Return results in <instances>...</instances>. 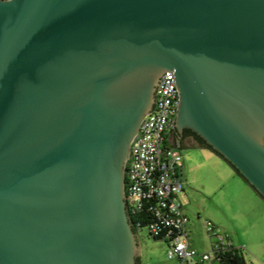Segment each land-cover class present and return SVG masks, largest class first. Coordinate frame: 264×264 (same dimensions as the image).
I'll list each match as a JSON object with an SVG mask.
<instances>
[{"label": "water", "instance_id": "obj_1", "mask_svg": "<svg viewBox=\"0 0 264 264\" xmlns=\"http://www.w3.org/2000/svg\"><path fill=\"white\" fill-rule=\"evenodd\" d=\"M168 71L174 128L264 198V0H0V264L138 263L126 168Z\"/></svg>", "mask_w": 264, "mask_h": 264}, {"label": "built area", "instance_id": "obj_2", "mask_svg": "<svg viewBox=\"0 0 264 264\" xmlns=\"http://www.w3.org/2000/svg\"><path fill=\"white\" fill-rule=\"evenodd\" d=\"M156 95L154 111L142 122L127 164L128 214L131 218L132 215L147 212L153 217L146 227L152 237L168 241L169 259L206 264L216 258L225 245L215 246L208 253H199L190 247L189 218L180 200L183 183L179 171L183 156L168 140L170 131L175 127L178 103L173 72H165L161 77ZM207 227L210 233L216 235L211 222H207Z\"/></svg>", "mask_w": 264, "mask_h": 264}, {"label": "rangeland", "instance_id": "obj_3", "mask_svg": "<svg viewBox=\"0 0 264 264\" xmlns=\"http://www.w3.org/2000/svg\"><path fill=\"white\" fill-rule=\"evenodd\" d=\"M179 150L183 156L188 155V159L189 157L195 158L196 161L204 164L203 167L197 165L195 170L189 172L191 175H189L190 183L194 179L195 185L192 186L190 183H186V189L181 194L185 210H189L190 206L193 207V213L188 214L189 219L192 222L199 221L198 228L193 229L191 227L193 238L197 239V242L201 245L204 244V242L206 244L209 243L210 235L212 233L209 232L208 227L205 224V211L211 210L215 212L218 211V208L221 210L225 209L224 211L228 214L226 224L228 225V228L231 229L229 232L231 233V239L235 242V246L238 247V244L240 243L246 244L241 248L244 251L246 264H264V248L259 245H252L254 244L253 231L256 228V224L253 223V220H255L257 211L255 209H247L246 212L242 211V208H244L245 205L241 200L242 191H240L239 188V176L237 174L236 176H233V169L226 161L223 160L224 162H222L217 158H207L204 156L215 155L205 148L194 146ZM193 187L195 189L194 192L191 190ZM250 189L254 191L251 187ZM261 201L264 207V200L261 199ZM259 227L260 236H258V238H263L264 224ZM222 234L225 241H228L226 234L223 231ZM137 237L140 246L141 264L180 263L177 259H169L168 241L155 239L150 235L147 227L138 228Z\"/></svg>", "mask_w": 264, "mask_h": 264}, {"label": "crops", "instance_id": "obj_4", "mask_svg": "<svg viewBox=\"0 0 264 264\" xmlns=\"http://www.w3.org/2000/svg\"><path fill=\"white\" fill-rule=\"evenodd\" d=\"M190 147H194V146H189L188 148H190ZM212 154H214V153L212 152ZM184 156H183V165L179 171V177L183 183V192L186 189L185 188L186 183H190L189 172L191 170H195L197 165H199L201 167H203V165H204L202 162L196 161L195 158L189 157V159H188L187 158L188 155H184ZM204 156H206L207 158H217L218 160H221L222 162H224L223 159H221L216 154L215 155H204ZM232 172H233L232 173L233 176H236L235 171L232 170ZM235 178H237V177H235ZM238 178H239L238 179L239 188H240V191H242L241 200L243 201V204L245 205V207L242 208V211L246 212L247 209H249V210L255 209L257 211V215L255 216V220H253V223L256 224V228L253 231V233H254L253 243L254 244H252V245H259V246H262L264 248V237L258 238V236H260V234H259L260 227L259 226L264 224V207H263L262 201H261L260 197L256 193H254V191H252L250 189L249 185H247V183H245V181H243L240 177H238ZM190 184L192 186L195 185L194 179L191 181ZM191 190H192V192H194L195 191L194 187H193V189L191 188ZM192 194H194V193H192ZM180 200L182 202L181 195H180ZM182 205H183V211L187 216H188V214L193 213V207L192 206H190L189 210L188 209L185 210L183 202H182ZM192 205H194V204H192ZM224 210H221L218 208V211H215V212L211 211V210L205 211V214H206V223L205 224L207 226V222L208 221L211 222L213 225V228L215 230V233H216V235H214V234L210 235V240H209V243H207V244L204 242V244L201 245L197 242V239L193 238V236L191 234V227L193 229L198 228V222L199 221H197V222L193 221L192 222L189 219L190 221L188 223L187 230H188L189 243H190L191 248L195 249L199 253H208V252H211L213 250V248L215 246H218V245L219 246L225 245V247L228 245H234L235 246V242L233 239H231V233L229 232V231H231V229L228 228V225L226 224L227 219H228V214ZM199 218H201V217H199ZM222 231L226 234L228 241H225L223 234H222ZM230 241H232V242H230ZM244 245H246V244L240 243V244H238V247L242 248ZM217 262H218V259L214 258V259L208 261L206 264H217ZM179 264H191V263L180 261Z\"/></svg>", "mask_w": 264, "mask_h": 264}, {"label": "trees", "instance_id": "obj_5", "mask_svg": "<svg viewBox=\"0 0 264 264\" xmlns=\"http://www.w3.org/2000/svg\"><path fill=\"white\" fill-rule=\"evenodd\" d=\"M187 130L189 132H191L196 137V141L198 144L196 146L208 149L211 152H213L214 154H216L217 156H219L221 159L225 160L224 157L220 153L215 151L210 145H208L202 137H200L198 134H196L195 132H193L190 129H187ZM228 164L232 167V169L236 172V174L239 177H241L255 191V193L262 200H264L262 195H260V193L254 187H252L249 184V182L240 174V172L234 166H232L230 163H228ZM126 171H127V168H126ZM127 181L128 180H127V173H126L125 183H127ZM152 219H153V217L147 212H140L137 215L131 216V222H132L135 230H137L138 228L146 227ZM138 225H140V226H138ZM155 239L161 240V238H155ZM216 256H217L216 258L218 259L217 264H246L244 251L241 249V247H236L234 245H228L224 248H220V250L218 251ZM137 264H141L140 258L138 259Z\"/></svg>", "mask_w": 264, "mask_h": 264}, {"label": "flooded vegetation", "instance_id": "obj_6", "mask_svg": "<svg viewBox=\"0 0 264 264\" xmlns=\"http://www.w3.org/2000/svg\"><path fill=\"white\" fill-rule=\"evenodd\" d=\"M156 98L157 95L155 94L154 96L155 102H156ZM168 140L171 142L173 147L177 149L198 145L196 141V137L187 129L183 130V132H179L177 129L173 128L168 135Z\"/></svg>", "mask_w": 264, "mask_h": 264}, {"label": "clouds", "instance_id": "obj_7", "mask_svg": "<svg viewBox=\"0 0 264 264\" xmlns=\"http://www.w3.org/2000/svg\"><path fill=\"white\" fill-rule=\"evenodd\" d=\"M177 149V148H176ZM138 230V229H137ZM137 230H135V231H137Z\"/></svg>", "mask_w": 264, "mask_h": 264}]
</instances>
